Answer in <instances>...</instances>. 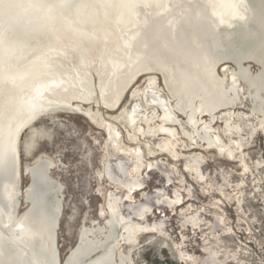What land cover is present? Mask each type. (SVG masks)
I'll use <instances>...</instances> for the list:
<instances>
[{"label":"bare ground","instance_id":"obj_1","mask_svg":"<svg viewBox=\"0 0 264 264\" xmlns=\"http://www.w3.org/2000/svg\"><path fill=\"white\" fill-rule=\"evenodd\" d=\"M177 1L181 2L174 4ZM64 10L65 14H61ZM156 14L160 16L142 25L136 38L130 41L136 24ZM27 15L28 27L38 37L64 38L66 45L76 41L70 37H89L94 45L72 57L65 51L61 56L64 63L59 70L52 69L48 62L39 66L35 57L38 51L29 52L27 56L18 53L10 73L1 74L0 155L8 144H13L20 177L13 176L0 182V264H77L89 255L88 261L79 264H134V235L136 231L150 228L143 227L138 221L145 213V202L130 204L128 213L134 214L132 219L121 212L118 200L131 201V191L138 188L133 186L132 180L124 183L125 197L118 198L112 191L107 193L106 212L100 209L97 213L102 222L91 219L89 227H81L64 262H57L53 245L64 208V189L56 182L54 170L61 166L45 156L21 165V135L44 115L70 112L86 116L114 138V123L130 125L127 120L148 119L149 107L138 102L131 107H121L113 115L109 113L119 108L124 93L144 73H159L165 85L167 97L161 94L154 101L161 111L158 117L161 123H173L168 114H173L174 109L185 121L193 114L201 115L202 88L199 90L195 85L191 98L193 110L189 109V100L174 101L171 93L174 68L185 61L183 57L191 46L197 52L201 50L206 61L203 85L212 89L218 78L217 68L221 66L223 74L227 75L228 63H232L235 74L243 77L244 84L250 89L254 106L261 105L264 98H256V95L264 91V0H43L36 7H30ZM189 15L191 21L187 19ZM25 62L26 66H23ZM247 62L256 65V70H252ZM192 79L196 81L197 75ZM230 89L231 93L236 90L232 86ZM233 96L231 103L236 99V94ZM236 116V121L244 123L249 119L243 111ZM231 117V113L227 114L225 132L233 144H226L228 148L217 144L216 147L220 148V155L235 160L236 154L232 151L236 144L231 137H235L232 136L234 131L243 128ZM257 122L262 124L261 119ZM245 125L246 133L252 134V128ZM259 125L256 123V127ZM262 129L257 131H264ZM241 134L245 135L244 132ZM216 138L211 134L208 140L212 142ZM236 147H242V143ZM172 155L177 156L176 153ZM197 159L196 153H191L185 163L188 171L194 170L193 174L197 172ZM138 165L133 166L132 174L133 170L137 173ZM242 166L245 168V161ZM240 169L241 173H246L241 166ZM103 172L110 173L107 166ZM21 175L27 178L24 186ZM101 224L118 229L117 237L104 247L89 243L86 237L87 232L91 233L88 236L98 237ZM124 245L128 246L125 252ZM113 254L115 262L112 261ZM58 255L60 257L59 252Z\"/></svg>","mask_w":264,"mask_h":264},{"label":"rangeland","instance_id":"obj_2","mask_svg":"<svg viewBox=\"0 0 264 264\" xmlns=\"http://www.w3.org/2000/svg\"><path fill=\"white\" fill-rule=\"evenodd\" d=\"M42 2L0 0V15L4 14L0 19V78L2 72L10 73L18 53L27 56L29 52L38 51L35 57L39 66L48 62L52 69L59 70L64 63L61 56L65 51L70 52L72 57L83 48L94 45L89 37H70L76 41L66 45L64 38L51 40L38 37L29 27L25 31L23 23L27 22L28 9ZM187 19L191 21V16ZM107 42L111 45L110 40ZM183 58L185 61L179 62L174 68L171 93L174 101L189 100V109L193 110L192 93L195 85L199 90L203 87L201 80L206 70L203 67L206 61L202 51L197 52L192 46ZM246 64H250L252 70L256 68L252 62ZM23 66H26V62ZM195 75L196 81L192 79ZM156 80L162 95L167 97L160 77L157 76ZM237 82L240 84L237 87L242 102L235 105V112L231 114L235 120L238 111L250 116V120L245 123L236 121L245 135L231 137L236 144L232 152L236 154L237 160H227L207 145L203 147L202 143L210 139L213 132H207L209 135L204 133L194 122L188 126L180 116H173L172 122L176 125L171 129L173 144L168 150L180 152L177 156L183 158L181 161H177V156L174 157L170 152L168 154L172 159L166 154H160L166 150L159 144L163 136H157V132H148L147 125L144 134H132L133 141L130 143L131 133L125 127V122H117L114 123L117 140L110 141L108 149L111 164L116 166L121 163L122 169L116 168V184H109L101 177L104 134L100 129L82 117L60 113L44 115L28 127L19 141V163L25 165L37 157L45 156L61 166L54 170L56 182L64 189V208L55 230L60 256L65 255L75 243L81 227H89L91 219L102 222L97 213L100 209L106 211L104 193L107 190H114L118 198L125 197L124 183L134 180L127 173L133 161L117 155L114 145L126 143L131 145L132 150L136 149L140 157L141 165L135 178L141 183L138 188L142 189L133 194L131 202L124 203V199L120 201V209L132 219L134 214L128 213L130 204H134L133 201L136 204L145 202V213L139 223L150 228L136 231L134 235V264H264V135L258 133L256 127L258 119H261L262 124L259 126L264 129V102L254 108L243 77L239 76ZM140 83L141 80L135 86ZM150 92L154 96L157 93L155 89ZM256 96L264 98V91ZM122 99L127 106L131 103L125 93ZM155 123L151 121V127ZM245 124L252 128V134L246 133ZM218 128H221L220 122L215 125L216 131ZM221 139L228 145L233 144L229 137L223 136ZM195 141L199 142V148L194 152L201 161L198 163L199 173L191 175L183 171L185 157L189 153L182 149L186 143ZM239 142L242 147L237 148ZM242 161H245V168ZM240 166L246 170L245 174L241 173ZM26 181L27 178L21 175L22 186ZM178 200H182L181 204H173ZM98 228V237H89V232L86 235L88 242L93 245L97 243L104 247L118 235V229L114 226ZM127 247H122L124 252ZM89 258L90 255L77 264ZM112 261L115 262L114 254Z\"/></svg>","mask_w":264,"mask_h":264},{"label":"flooded vegetation","instance_id":"obj_3","mask_svg":"<svg viewBox=\"0 0 264 264\" xmlns=\"http://www.w3.org/2000/svg\"><path fill=\"white\" fill-rule=\"evenodd\" d=\"M228 67H230V69H228L227 75L223 74L221 66H219L217 68L218 78H217V81H215L212 84V89L211 88L209 89L207 84L203 85L202 93H201L202 99H201V102H200L201 103V115L198 114V113L193 114L186 121L188 126L190 125V122H194V125H197V128L201 127L202 129H206L208 132H213L212 135L214 137H217L216 140H214L212 142L209 141V140L204 141L202 143V145H203V147H205L207 145L208 148L214 149L218 153H219L218 150L220 148L216 147L217 145L218 146L219 145L226 146V143L222 141L221 137L230 136V135H227V133L225 132L227 114H230L231 112L234 113L235 112V109H234L235 105L237 103H241L242 102V97L239 94V89L237 87V85L239 84L237 82L238 76L234 72V71H236V68H235V66L232 63H228ZM219 70H220V72H219ZM253 70H256V68H253ZM157 76H159L161 81H162L161 75L159 73H157V72H155V73H144V74L140 75L137 78L136 82L126 92L125 95L128 96L130 98V100H132L131 103L128 106L131 107L135 102H138L142 106L143 105L144 106H148L150 108V110H148V112L152 111V113L148 116V119H146L145 117H136L132 121L127 120L130 123V125H128L125 122V127H127L129 133H131V135L129 136V142L132 143L133 135L134 134H137V135L144 134L145 125H147V127H148L147 131L148 132H151V131L157 132V136H163L162 137L163 140H160L159 144L163 145V146H161V148L162 149L165 148L166 150H162L160 152V154H166V155H168V158L172 159V157H170L169 154H168L169 152L171 154L172 153H176L177 155L180 153V152H178L176 150H171V151L168 150V149L172 148L170 146H171V144H173V140H171V136H172L171 129L176 124L175 123H171L169 121H164L163 123H161L159 121V119H158L161 111H160V108L154 103V101L156 102L161 97L162 93H161V89L159 88V85L156 84ZM139 80H141V83L138 86H135ZM162 85L165 88V85L163 84V82H162ZM231 86L235 87V89H236L235 92H233V93H231L232 92L231 89H230ZM152 89H155L157 91L155 96H154V94H152L150 92V90H152ZM247 90H248V93L250 94V89L247 88ZM235 94H236V99L234 100V102L231 103V98H233L234 97L233 95H235ZM171 104H174V103L171 102ZM125 106L126 105L124 104V100H122L119 108L117 110L111 111L109 113L111 115H113L121 107H125ZM255 107H257V106H254V108ZM240 112L241 111H238L237 113H240ZM57 113H60V114H73V115L82 117L84 120L88 121L93 127L97 128V129H100L102 134H104V139H105L104 140V147H103L104 153H103V158H102V161H101V177H103L109 184H116V178H115L114 173L118 172L116 170V168L121 170L122 169V165H121V163H117L116 166H113L111 164L110 151H109L108 148H109L110 143H111L110 141L115 142L117 140L116 139L117 133H115V136H114L115 139H114L108 132H106L102 128H99V127L95 126L92 122L89 121V119L86 116H84L82 114L70 113V112H57ZM49 114H54V113H49ZM168 115H169L168 119H171V120H174L173 116H180L183 119H185L184 116H182L178 111H176V109L173 110V114H168ZM236 115H235V117H236V120H237V116ZM231 118H234V117H231ZM199 120H201V121L203 120V121L198 123ZM236 120H234V121H236ZM151 121H153V123H155V122H157V123H155L154 126L151 127ZM217 122H220L221 128L220 129L218 128L217 131H216L215 130V125H216ZM259 124H261V123L257 122V125H259ZM141 125H143L142 128H141ZM140 129H143V131L140 132L139 131ZM258 129H260V126H258ZM262 130H264V129H262ZM117 131H118V128H117ZM245 131H247V130H245ZM234 132L235 133L232 136H235V137H237L238 134L242 133V131L240 129L237 130V131H234ZM257 132L260 133V134L264 133V131H257ZM218 141H219V143H217ZM118 147L114 145V151L117 152L116 153L117 155L132 159V161H133L132 162V166L130 168H128L127 172H128V175H131L134 178V180H132V181L134 183H137V184L133 183V186H135V185L139 186L141 183L138 182V180H136V178H135L136 176L135 175L139 171V168H140V165H141V160H139L140 157L136 153V149L132 150L131 145L130 144H126V143L125 144L122 143V145H118ZM197 148H199V142L195 141L194 143H192V142H190L188 144L186 143V146L182 150H184L187 153L191 154V153H195L194 151ZM115 149H117V150H115ZM149 150L153 151L151 149H149ZM201 157H203V156H201ZM148 158H150V157H148ZM185 158H186V161H187V156ZM182 159H183L182 157H179L176 160L177 161H181ZM227 160H229V159H227ZM186 161H185V163H186ZM200 161H201V159L198 158L197 159V163H199ZM134 162H137V163H134ZM137 164H139L138 168H137V173H135L134 170H133V174H132L133 166L137 165ZM106 166H107V169L110 171V173H108V175L103 172V168L106 167ZM183 171L184 172H188L191 175H194L196 173H199V167H197V172H195L194 174H193L194 170H193V172L188 171L185 168V166H184ZM141 189L142 188H136L135 190H133V192L131 193V198H133V194H135L137 191H139ZM109 191L114 192V190H112V189L107 190L104 193V199L106 198V195H107V193ZM118 201H121V200H118ZM127 201L128 200H126V201L124 200V203L127 202ZM131 201L129 200V202H131ZM180 201L182 202V200H180ZM133 202H134V204H136L135 201H133ZM181 202L179 204H181ZM137 218L138 217H136V219ZM138 221H140V220H138ZM77 239L78 238H76V240Z\"/></svg>","mask_w":264,"mask_h":264},{"label":"water","instance_id":"obj_4","mask_svg":"<svg viewBox=\"0 0 264 264\" xmlns=\"http://www.w3.org/2000/svg\"><path fill=\"white\" fill-rule=\"evenodd\" d=\"M181 1H177L175 2L174 4H177ZM245 2H249V0H245ZM172 4L170 6V8L168 9V11L171 9V7L174 5ZM244 5V4H243ZM66 10V8H65ZM65 10L61 13V14H65ZM4 14H1L0 15V19L3 18ZM160 15L156 14L154 16H151L149 18H147L146 20L142 21V22H139L136 24L135 28H134V33L132 35V37L130 38V41L131 40H134V38H136V35H138V32H139V29L142 25L148 23V21H151L152 19H154L155 17H158ZM28 24H30L29 21L27 22H24L23 23V29L26 31L27 28H28ZM17 167V164H15V151H14V147H13V144H8L7 148L5 149V152H3L1 155H0V182L2 179H5V178H12L13 176H15L17 179H19L20 177V168H16ZM25 172V171H24ZM60 216V215H59ZM107 223V222H106ZM103 226V225H102ZM58 228V224L56 226ZM56 238V236H55ZM74 244V243H73ZM72 244V245H73ZM72 245L69 247V249L72 247ZM53 249H54V253L56 255V260L57 262H64V259L65 257L67 256L66 255H63V256H60L58 255V250H57V247H56V242L54 240V245H53ZM68 249V250H69ZM67 250V251H68Z\"/></svg>","mask_w":264,"mask_h":264}]
</instances>
